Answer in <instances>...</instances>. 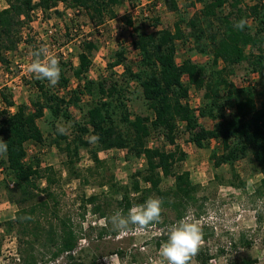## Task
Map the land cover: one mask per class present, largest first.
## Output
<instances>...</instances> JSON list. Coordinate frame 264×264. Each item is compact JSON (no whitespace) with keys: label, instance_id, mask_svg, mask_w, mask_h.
I'll list each match as a JSON object with an SVG mask.
<instances>
[{"label":"trees","instance_id":"obj_1","mask_svg":"<svg viewBox=\"0 0 264 264\" xmlns=\"http://www.w3.org/2000/svg\"><path fill=\"white\" fill-rule=\"evenodd\" d=\"M4 1L6 7L0 10V64L8 67L10 62L5 54L17 50L23 41L24 30H27V42L33 43L30 45L33 52L40 51L35 50L30 33L36 10L49 14L50 19L61 15L60 5H63L64 11H83L88 15L90 24L98 29L115 18L116 5L132 0ZM190 4H199L201 8L193 17L177 20L172 29L161 28L140 33L135 30L133 20L126 18L127 26L137 34L131 41L132 50L139 58L136 70L126 64L125 50L119 49L108 67H122L120 74L88 78L92 56L98 47L86 38L78 45L76 67L59 64L61 73L57 86L65 93L60 94L52 89L47 80L36 76L30 83L36 93L30 99L29 106L26 103L16 104L10 94L0 91V141L7 143V153L0 155V166L12 178L13 187H6L7 196L18 206V211L9 225L18 229L20 237L32 236L36 239L38 236L34 218L38 212L47 209L49 202H36L35 199L39 192L47 193V187L54 182L51 177L52 168L41 170L38 160L27 161L26 146L41 145L44 142L37 122L45 117V110L53 120L72 122V138L69 139L65 133L60 134L57 130L51 143L58 146L63 142L61 148L68 156V171H72L70 173L74 177H79L74 167L80 149L90 146V141L85 139L86 135H91L94 140L95 146L91 150L93 154L119 149L125 150L132 157L145 159V168L135 172L132 179L131 190L137 197L130 199L127 187L110 185L121 194L118 204L126 212L133 205L143 204L152 193L160 198L164 206L176 211L178 220L182 218L186 207L194 203L199 186L193 184L189 172L175 171V165L186 157L176 143L181 124L189 135V141L197 148L204 149L212 141L218 143V150L210 154L215 168L222 165L233 168L237 161L250 153L262 174L261 185L264 186V103L257 104L254 83L246 79V84L237 86L230 79L234 67L243 63L247 65L248 74L264 75V3L247 6L243 0H191ZM163 5L170 12L179 9L177 0H163ZM226 9L228 11L223 13ZM241 19L246 21L242 31L234 27ZM249 20L254 24L253 31L248 25ZM153 22L152 26L157 28L158 18H154ZM78 27V24L66 23L62 28L64 31L53 33L50 39L56 42L57 34L71 38V33ZM184 27L190 29L193 51L209 56V62L197 64L189 59L180 64L176 62L178 43L185 45L189 40ZM45 57L42 53L41 59ZM67 67L78 81L74 88L69 87L70 79L65 75ZM133 87L140 91L150 115L129 111L128 103L131 102ZM191 88L203 90L201 103L195 108L189 103ZM84 97H88L89 101H83ZM71 107L80 112L79 120L70 117ZM201 118L211 120L212 128L201 126ZM154 134L163 139L164 147L148 146ZM167 146L173 149L166 150ZM169 177L174 180L173 187L161 190L162 178ZM42 179L47 183L46 188L39 187L38 182ZM140 180L147 184L146 188L141 187ZM47 197L50 195L47 194ZM99 199L97 195L89 196L84 206L90 204L93 212L103 217L105 212L97 204ZM54 232L51 225L48 235L55 248L52 256L55 258L73 252L78 239L72 227L61 222L59 234ZM26 244L31 252L26 250L23 264H36L32 256V243L27 241ZM208 259L203 263L207 264ZM64 264L82 263L68 255ZM90 264L95 263L92 261Z\"/></svg>","mask_w":264,"mask_h":264},{"label":"rangeland","instance_id":"obj_2","mask_svg":"<svg viewBox=\"0 0 264 264\" xmlns=\"http://www.w3.org/2000/svg\"><path fill=\"white\" fill-rule=\"evenodd\" d=\"M178 11L170 12L163 5V0H132L125 1L115 6L116 16L108 20L106 24L95 29L89 22L88 15L83 11H64L60 5L61 15L53 16L43 14L39 10L33 13L31 23V38L35 50L40 49L45 59L51 54L59 59V64H78V45L84 39H90L97 45V50L92 56V67L88 78L98 79L99 77L115 76L122 72V67L110 69L109 64L115 59V52L119 49L125 50L126 64L136 70L139 58L132 50L131 41L136 38V32L127 26L126 18L133 20V26L138 32H151L161 28H173V24L180 18L189 19L201 8L197 4L192 6L191 0H177ZM264 0H243V4L251 6ZM6 7L4 0H0V10ZM228 9L224 10L226 13ZM66 13V14H65ZM158 18L159 25L153 27V19ZM70 20V21H69ZM74 22V23H73ZM78 24L79 27L71 38L65 34L55 35L56 42H52L50 36L58 33L64 24ZM253 31L254 24L248 21ZM185 35L189 36L190 29L184 27ZM27 30H24L23 41L13 53H6L10 65L0 64V91L4 90L10 94L16 104L26 103L29 106L31 98L35 97L36 91L30 86L35 74L29 71V65L34 57L32 56L33 43H29ZM193 41L189 36L188 42L183 45L178 43L176 62L189 59L197 64L210 61L209 56L193 51ZM65 75L69 80V87L74 88L77 80L72 77L71 70L65 68ZM37 77V76H36ZM231 81L237 86L245 83V80L254 83L257 95V104L264 103V75L257 73L248 74L247 65L243 63L234 67V74L230 76ZM186 82V80H185ZM134 85V84H133ZM51 86V85H50ZM52 89L59 90L57 84ZM190 102L193 106L200 105L203 90L191 88ZM131 102L128 103L129 111L133 114L150 115L141 93L134 87L131 90ZM83 101H89L84 97ZM70 117L74 120L80 119V112L71 107ZM204 128H212V121L207 118L199 119ZM44 137L41 145L28 144L27 161L38 160L41 170L52 168L51 177L54 182L47 187L44 179L39 180V187L48 189L47 193L39 192L36 202H49L44 212H38L34 218L38 236L20 237L17 228L9 225L15 218L18 206L9 200L7 188L13 187V182L8 171L0 166V264H23L24 254L28 249L26 242L32 243V256L36 264H64L68 255H72L76 261L82 264H108L105 260L113 254L120 257L122 264H156L163 259L160 256V247L168 238V229L179 221L176 218V211L162 204V214L159 223H154L145 232H129L121 234L113 228L111 223H105V217H111L117 210H123L119 206L121 194L116 188L127 187L129 198L134 199L137 194L131 190L133 175L137 171H143L146 161L143 157L135 158L127 154L125 150L111 149L93 154L94 140L91 135L85 139L90 141L88 148H81L78 154V161L75 164V171L79 177H74L68 171V156L63 151V142L51 143L60 127L66 129L65 135L72 138L74 129L72 122L64 119L53 120L45 110V117L37 122ZM181 152L185 153L184 161L175 165V171H187L193 184L199 189L195 194L194 203L188 205L183 211L185 215H191L195 210V217L201 221L203 229V243L198 254L194 257L193 264H243L247 261H255L253 264H264V186L261 185L262 174L252 160L250 153L237 161L233 168L222 165L215 168L210 154L218 150V143L212 141L204 149L197 148L189 141V135L180 126L179 137L176 140ZM165 143L159 135L154 134L149 140L148 146L164 147ZM62 147V148H61ZM173 149L167 146L166 150ZM101 162V165L96 164ZM97 167V168H95ZM92 170V171H89ZM141 181V180H140ZM172 177L162 178L160 189L165 191L173 187ZM144 189L147 184L141 181ZM47 194L50 197H47ZM99 196L97 204L102 207L105 216L100 217L99 213L92 210L90 204L84 206L89 196ZM150 197H157L152 193ZM160 199V198H159ZM181 218V219H182ZM61 222L72 227L77 236V246L71 253H63L53 257L55 248L49 241V227L59 234ZM33 224V223H32ZM33 224V225H34ZM54 232V233H55ZM100 233H103L100 236ZM30 247V246H29ZM28 251L31 252L29 248Z\"/></svg>","mask_w":264,"mask_h":264},{"label":"clouds","instance_id":"obj_3","mask_svg":"<svg viewBox=\"0 0 264 264\" xmlns=\"http://www.w3.org/2000/svg\"><path fill=\"white\" fill-rule=\"evenodd\" d=\"M246 21L241 19L234 27L243 30ZM41 51H34V59L29 65V71L39 79H44L51 86L58 84L61 68L59 59L51 54L47 59H41ZM60 134L66 129L60 127ZM7 153V143L0 141V155ZM162 201L157 197H149L143 204L133 205L127 216L123 210H117L111 217H105V223H111L113 228L121 234L129 232H145L154 223H159L162 214ZM168 238L161 244L160 256L163 258L156 264H193L194 257L198 254L203 243V229L201 221L195 217V210L191 215L171 225L168 229ZM108 264H122L120 257L113 254L105 258Z\"/></svg>","mask_w":264,"mask_h":264},{"label":"built area","instance_id":"obj_4","mask_svg":"<svg viewBox=\"0 0 264 264\" xmlns=\"http://www.w3.org/2000/svg\"><path fill=\"white\" fill-rule=\"evenodd\" d=\"M190 98H191V95H190ZM189 103H190V105L192 106V107H197V105H195V106H193L192 104H191V102H190V100H189Z\"/></svg>","mask_w":264,"mask_h":264}]
</instances>
